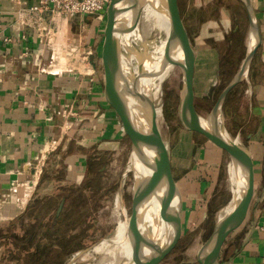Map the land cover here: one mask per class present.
I'll use <instances>...</instances> for the list:
<instances>
[{
    "label": "crops",
    "instance_id": "crops-1",
    "mask_svg": "<svg viewBox=\"0 0 264 264\" xmlns=\"http://www.w3.org/2000/svg\"><path fill=\"white\" fill-rule=\"evenodd\" d=\"M37 3L0 0V227L17 221V235L30 221L24 215L28 206L45 200L51 210L61 207L64 188H80L89 172L101 167V160L115 154L127 157L129 147L103 97L97 61L100 65L101 44L96 42L94 21L44 14L40 37L38 26L28 20ZM251 3L260 44L247 82L233 88L238 87L222 118L227 132L238 135L250 152L252 195L244 222L221 249L219 264H264V0ZM88 50L91 55L85 58ZM185 143L193 150L187 154L194 163L176 182L181 196L178 257L185 256L177 264H197L196 253L208 236V215H219L231 199L229 189L221 186L228 161L203 137ZM9 235L0 232V240ZM12 252L9 248L6 256ZM0 264L16 262L7 257Z\"/></svg>",
    "mask_w": 264,
    "mask_h": 264
},
{
    "label": "water",
    "instance_id": "water-1",
    "mask_svg": "<svg viewBox=\"0 0 264 264\" xmlns=\"http://www.w3.org/2000/svg\"><path fill=\"white\" fill-rule=\"evenodd\" d=\"M238 1L247 20L244 55L237 71L205 115L195 108V53L177 0H110L107 6L100 53L103 97L130 142L129 165L122 176L131 173L133 177L129 216L123 208L121 184L117 193L124 220L137 235L136 253L127 264L162 263L181 236V196L171 173L169 142L163 141L154 119L152 97L153 79L166 67L173 66L181 74L178 104L181 128L202 136L226 154L229 182L236 193L231 196L230 210L217 218L211 234L199 247L195 262L219 264L226 239L245 220L252 195V159L239 136H230L227 132L222 114L228 94L247 82L260 36L251 0ZM145 2L153 4L168 20L165 38L142 41L139 17Z\"/></svg>",
    "mask_w": 264,
    "mask_h": 264
},
{
    "label": "rangeland",
    "instance_id": "rangeland-1",
    "mask_svg": "<svg viewBox=\"0 0 264 264\" xmlns=\"http://www.w3.org/2000/svg\"><path fill=\"white\" fill-rule=\"evenodd\" d=\"M177 5L189 43L195 53L193 74L195 108L201 115H205L243 58L246 15L238 0H177ZM88 17L94 21L96 42L102 44L105 19L96 21L94 17ZM160 37V35H149V37L141 35L142 41ZM99 53H101V46L97 51V54ZM97 61L100 77H102V65H99V59ZM180 89L181 74L177 68H174L170 76L161 83L155 103V106L161 107L163 113V119L158 124L159 133L164 142H169L170 154H175L172 163L175 182H179L183 174L192 169V163H194L193 157H189L187 154L193 150H189L185 141H196L202 138L196 133L186 132L181 128L178 121ZM230 136L232 135L230 134ZM127 157H130V142ZM127 157L125 154H122L121 157L118 154L111 158L105 157L100 161L101 167H97L95 172L88 176L92 180V184L86 188V193L81 196L78 205L75 206L76 201L75 207L68 206L66 212L59 218L62 223L59 222L58 226L52 225L51 229L59 231L58 234L61 235V238L47 239V245L42 247L41 253L47 254L45 256L47 264H68L69 261H74L75 264L98 263V258L90 257L86 261L79 259L94 245L110 238L116 230L120 216L115 208V198L120 184L123 208L126 215H130L133 177L131 173L126 177L122 176L129 165ZM224 158L227 162L226 155ZM229 185V177L225 172L224 184H221L222 190L227 189L228 191ZM220 188L217 191H220ZM61 209L62 207L55 205L52 208V213ZM215 209L216 207L213 211ZM217 215L212 213L208 215V220L204 223L208 227L207 235ZM17 225V221L4 224L0 227V232L1 234L4 232L16 234ZM11 240H0V261L6 258L7 250L12 249L9 245ZM34 244L35 241L31 248L29 247V251L34 252ZM181 248V244L176 245L160 264H177L181 259H185L184 255L178 257ZM80 252L81 254H78ZM43 257L41 256V258Z\"/></svg>",
    "mask_w": 264,
    "mask_h": 264
},
{
    "label": "bare ground",
    "instance_id": "bare-ground-1",
    "mask_svg": "<svg viewBox=\"0 0 264 264\" xmlns=\"http://www.w3.org/2000/svg\"><path fill=\"white\" fill-rule=\"evenodd\" d=\"M139 31L142 37L160 35L165 38L169 31L168 20L159 10L155 8L153 4L145 2L143 3L140 12ZM173 70V66L166 67L157 75L156 78L153 79L154 84L152 86V97L154 104L156 103V96L161 83L170 76ZM154 119L158 127V124L163 119V113L160 106L154 107ZM229 174L233 177L232 170H229ZM229 191L231 196H235L236 193L231 184L229 185ZM231 206L232 200L230 199L229 203L225 206L217 218H220L227 213ZM115 208L120 216L117 222L116 230H114L112 236L108 240L101 241L94 245L90 250L84 252L79 259L80 261H86L92 257L99 259L97 264H127L135 255L137 235L135 230L132 227H128L127 222L124 220L125 214L121 210L120 198L118 195L115 198ZM68 264L75 263L74 261H69Z\"/></svg>",
    "mask_w": 264,
    "mask_h": 264
},
{
    "label": "trees",
    "instance_id": "trees-1",
    "mask_svg": "<svg viewBox=\"0 0 264 264\" xmlns=\"http://www.w3.org/2000/svg\"><path fill=\"white\" fill-rule=\"evenodd\" d=\"M228 82H229V80H228ZM224 86L221 88V90L224 88ZM237 88L232 90L228 94V96L226 97L225 104L223 106V113H225V110H226V107H225L226 102L228 100H230L231 96L234 94V92L237 90ZM216 99L213 101V103L216 101ZM213 103H212V105H213ZM234 130H236V129H233V131ZM93 172H95V170L94 171L91 170L89 172V175ZM91 184H92V180L90 178H87V181H85V184H83L80 188L79 187L78 188L77 187L64 188L62 190V201H61L62 209L60 210V212L58 214L55 211L52 214V210L50 209L49 206H47L45 204V200L37 201L34 204H32L31 206H28L24 215L27 216L28 219H30V221H32V220H36V221L35 222L33 221L32 223H30V221H29L26 224L27 227L24 230L22 235L21 234H19V235L11 234V236L9 235V237L6 238V240L8 239L9 241L12 238L13 242L11 240V242H9V245H10V247L14 248V252L8 253V255L6 256V258L8 257V261L9 262L15 261L16 264H47L46 263L47 261L45 258V256L47 254L41 253L42 247L47 245V239L61 238V235L58 234L59 231H53V229H51L52 225L58 226L60 224L59 222L62 223V220L59 218L62 216V214L64 212H66L68 206L75 207L76 205H78L81 196H84V194L86 193L85 192L86 188L90 187ZM76 201H77V203L74 206V203ZM77 211L79 212L78 209H77ZM213 226H214V224H213ZM213 226H212L207 238L211 234ZM33 241H35L34 252L29 251V247L31 248ZM31 255H32V257H31ZM41 256H44V257L41 258Z\"/></svg>",
    "mask_w": 264,
    "mask_h": 264
},
{
    "label": "built area",
    "instance_id": "built-area-1",
    "mask_svg": "<svg viewBox=\"0 0 264 264\" xmlns=\"http://www.w3.org/2000/svg\"><path fill=\"white\" fill-rule=\"evenodd\" d=\"M110 0H38L30 8L29 19L34 25H39L44 14L62 16H92L96 21L105 19V13ZM38 36L44 37V28L36 27ZM91 55L86 51L85 58Z\"/></svg>",
    "mask_w": 264,
    "mask_h": 264
}]
</instances>
